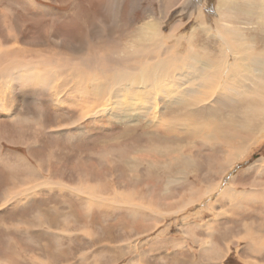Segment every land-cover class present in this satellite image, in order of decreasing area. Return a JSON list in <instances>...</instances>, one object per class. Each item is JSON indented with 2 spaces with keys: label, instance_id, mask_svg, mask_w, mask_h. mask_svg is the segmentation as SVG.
<instances>
[{
  "label": "bare ground",
  "instance_id": "obj_1",
  "mask_svg": "<svg viewBox=\"0 0 264 264\" xmlns=\"http://www.w3.org/2000/svg\"><path fill=\"white\" fill-rule=\"evenodd\" d=\"M240 1L241 3L238 4L241 5H238L234 3V0H225V6L220 5L221 2H219L218 9L221 10V13H218L213 18L217 23L216 33L214 34L219 42V47L216 51L214 49V51H211L210 46L208 44L205 45V43L199 47V45L195 44L191 35H186L188 37L181 36L182 38L179 39L178 43L167 44L166 42L170 41V38L176 39V37L162 34L161 30L165 22L158 17H155L158 21L150 23L151 29L149 31L138 28L134 32L135 34H132V30L135 28L131 29V25L127 26V23L126 26L124 23H118L111 28H106L104 18L107 17V14L105 13H102V16L101 14L99 15L102 19L100 25L98 23L100 28L98 34L92 36L91 30L89 35L83 34L85 40L81 46H83L84 53L80 52L77 54L76 51L69 48L70 45L64 48L66 52H61L55 48H51L49 53L24 49L20 51V48L16 46H7L9 39H0V92L3 87L2 91L3 89L8 91L5 95H8L10 99L14 97L17 101H22L20 100L21 96H24L23 100L25 101L26 97H34L38 94L40 103L51 102L47 106L54 104L70 105L68 100L75 101L74 104H77V106L74 109L78 111V115L74 121L69 122L70 124L78 125L83 123L81 122L82 120H86L99 125L101 120L108 121V118L115 116L123 121L121 122L125 128L123 133L127 137V140L116 148L108 149L100 154L89 155V157L104 160L102 164L96 166L94 171H88L85 167L81 168L82 166L74 167V171L75 168L79 169V172L75 171L76 173H74L77 176V184L71 185L63 178L57 179L55 172L58 171L60 173L61 171L54 166H50L49 172H47L48 177H44L43 180L36 179L34 172L30 173L31 176L23 179V181L18 179V175H11L10 183L8 186L6 185V188H3L2 197L7 202L12 200L20 201L22 198L18 196L21 194L26 195V192L32 190L36 193V190L38 192V190L45 189L44 187H50L58 189L56 192L61 197L58 203L65 202L68 204L70 197L68 198V195H64L65 192L80 196L83 194L86 199H84V196V198L79 196L75 201L79 203L82 210L87 212H84V217L76 215L75 212L62 213L59 211V207L50 205L48 208L45 207V213L38 214L37 224H41L42 221L40 220L42 219L50 231L51 229L61 230L60 232L63 234L69 231L70 222L71 224L74 222V225L77 224V230H82L81 232L86 231L85 226L91 225L94 227L96 233L91 235V237L98 243V246L95 249L93 248L94 264H101L102 261L100 262V260H102L103 256L108 255L107 251L110 249L106 250V247L111 243V239L115 237L109 232L110 227H118L119 234L121 230H127V234L124 232V235L120 234L121 237L117 238L119 240L118 243L124 236L128 237L131 235L133 237V234L138 232L137 241L132 242V240L127 243V245H130L129 243L132 242V245H130L132 251L137 250L136 245L140 243L138 238L141 234H144L142 231H151L155 226H159L157 221H159L160 216L176 214L185 224V229L182 231L187 235H189L187 230L193 232V226L190 224L192 217L201 215L209 209V212L212 211L211 204L204 208V196L198 202L193 200L195 178L191 177V175L195 172L197 160H193L190 154H183L185 146L177 142L174 132L177 133L188 128L187 132L192 129L193 133L191 135L193 136L198 135L197 129H201L204 131L201 133L205 134L204 138L208 141L211 140L216 143L219 142V140H216L217 137L223 138L221 145L225 147L226 159L231 164L228 166L222 160L228 167L223 171L221 166H219L222 173L226 172L221 177V181L218 184H214L211 191L209 190L208 196H213L215 193L218 194L217 191L221 187L224 176L232 168L233 162L231 160L235 156L244 154L247 149L246 142L250 139L255 141L258 138L255 135L258 134L260 136L264 132V47H260L262 49L257 50L258 48L254 47L255 44L253 43L255 40L251 43L249 41L251 38L246 37L247 33L245 34L240 29L229 24L234 17L238 18L240 15L243 17L252 16V18L258 16L260 19L259 24L264 22V0H259L261 6L255 0ZM103 2L100 4L101 8L103 7ZM109 4L110 0H108L106 8L103 10L111 16L109 7H107ZM259 9L260 11L256 15V10ZM0 15L1 20H3L2 24H0L1 28L4 30L12 29L13 26L9 15L2 12ZM235 21H233L234 24ZM242 25L244 24L242 23ZM258 27L260 28L259 25ZM108 29L115 30L111 32ZM134 35L139 36V39H136L138 37H134ZM257 36L261 35L257 34ZM12 40L14 41V38ZM27 92L31 95H24ZM20 94L22 95L20 96ZM149 110H152V116L147 122H144L145 127L143 126V129H132V123H142ZM146 111L147 114L145 113ZM36 114H39L40 119L39 121L34 119L33 123H35L38 130L41 129L44 133V130H46V115L42 112H37ZM212 117H218V119H211ZM205 122H207V125L202 128ZM110 124L108 122V125ZM150 126H152L151 129L149 128ZM209 127L213 128V132L209 130ZM218 133L221 135H218ZM22 134L25 137L28 134L29 139H31L38 136L39 133L36 131H30L29 133L22 131ZM262 135L264 138V134ZM128 136H131L130 140H128ZM23 139L21 138L19 143H22ZM30 143H35V141ZM219 148V145L213 148L214 155L217 152L219 154ZM214 155L213 157L207 156L205 158L207 159L206 161L214 162ZM167 156L172 157L168 165L162 160ZM48 157L50 163L54 165L55 158ZM111 159L118 163L119 171L124 176H113L112 182L109 183L98 181L102 178V174L98 171L101 169L108 170L106 162H110ZM22 161L29 165L32 164L24 158ZM36 163L39 165L41 162L36 161ZM33 166L30 165V167L25 169L29 171L34 168L36 172L41 170ZM256 166L259 167L260 165H255L254 163L249 167V171ZM258 167H256L257 170L259 169ZM261 172L264 175V167ZM59 176L62 177L63 174ZM125 176H134L137 179L126 186L120 184L121 188L119 189L118 180H126ZM32 179L35 184H31L33 183ZM177 180H183V182L177 185ZM263 183H259L258 186L263 185ZM143 185H147L146 191L139 190ZM182 189L186 190V195L175 204L171 200L183 191ZM227 191L231 193L232 188ZM225 193L220 199L225 198ZM246 201L250 202L252 198H248ZM258 202L264 207V194L258 197ZM242 203H244L243 200ZM194 206H199V208L193 213L191 209ZM249 209L246 208L244 210L256 212V209ZM260 209L264 210V208ZM117 211H120L125 216L123 218L121 215L120 219L115 221L114 212ZM53 212H56V214ZM197 218L199 217L197 216ZM187 221L189 222L188 224H186ZM37 224L31 226H39ZM189 227L190 229H188ZM28 228L27 231H29ZM243 228L247 234L246 238L251 244L249 247L246 246L248 253L263 258L264 241L260 239L253 241L252 229H248L249 225H244ZM161 231L163 234L166 231L169 232L168 228L165 227ZM36 235L42 242V236L45 234L39 233ZM61 236L63 237V235ZM68 237L71 238L73 236L70 235ZM55 240L49 237L48 241H44V244L40 243L37 246H33V243H30V245L34 249L39 250L40 253H43V255H47L46 257L50 261L52 259L54 261H66L68 259L67 249L63 250L62 247L60 249L55 246ZM146 241H149V239ZM56 242L58 243L57 240ZM105 242L107 244L104 247L105 249H101L99 243L105 244ZM123 242L125 241L123 240ZM256 242L260 244L259 247H256ZM165 243L166 241L163 242V246ZM199 244L200 250L204 253H207L213 245V243L205 241H200ZM121 245L111 249L113 250L111 253L114 255L109 253L113 260L112 262L119 259L120 252L123 250ZM127 249L129 250V248ZM10 251L16 254L21 253V258L19 259L27 260L28 264H43L44 262L43 259H39L37 256L25 254L26 250L23 245L8 248L7 252ZM146 251L140 252L139 256L135 254L137 257L132 256L126 264H134L133 262L140 259L145 264L144 259L148 255ZM117 253L120 255L118 256ZM86 255L84 253L81 254L77 260L81 264H86L88 262ZM205 258L207 259V257ZM154 259H159L160 262L158 263H163L162 260L164 258L157 256ZM182 259L180 258L179 260ZM50 261H46V264H53ZM189 263L192 264L193 262L184 261L182 264ZM198 263L205 264L203 259L193 264ZM61 264L68 263L63 262ZM148 264L151 263L149 262Z\"/></svg>",
  "mask_w": 264,
  "mask_h": 264
},
{
  "label": "rangeland",
  "instance_id": "obj_2",
  "mask_svg": "<svg viewBox=\"0 0 264 264\" xmlns=\"http://www.w3.org/2000/svg\"><path fill=\"white\" fill-rule=\"evenodd\" d=\"M0 1H2L0 3V13H7L10 17L11 25L13 26L10 30H4L0 26V39H9L7 43L8 47L16 46L20 48V51L24 49L49 53L51 52V48L66 52L64 48L70 45L69 48L76 51L77 54L80 52L84 53L83 46H81L85 40L83 34L89 35L91 30V35L95 36L100 32L99 25L102 19V13L107 14L108 17L104 18L106 28H111L118 23H124L126 26L127 23V26L131 25V29L135 28L132 30V34H135L134 32L138 28H140V30L149 31V29H151L150 23L158 21L155 19V17H158L165 22L161 30L162 34H165V36L174 35L176 37V39L170 38L171 40H168L166 42L167 44L178 43L179 39L182 38L181 36L191 35L195 44L199 45V47L205 43V45L208 44V46H210L212 49L211 51H216L219 47V42L214 34L216 33L217 23L213 18L216 17L218 13H221V10L218 9L219 2H221L220 5H224L225 3V0H110V4L107 7H109L110 11H108L112 16L111 18V16L103 10L106 8L108 0H15L10 3V6H3L6 0ZM255 1H258L261 6L259 0ZM102 2L103 7L101 8L100 4H102ZM234 3L238 4L241 3V1L234 0ZM20 4H22L21 9L17 10ZM163 6L167 9L165 10ZM259 11L260 9L256 10V15ZM100 14L101 16L99 17ZM201 16L202 18H200ZM241 16L242 15L238 18H233V21L236 20L235 24L233 21V23L230 22L229 24L240 29L245 34L247 33L248 36L246 34V37L251 38V40H249L251 43L255 40L253 43L255 44L254 47L258 48L257 50L262 49L264 47V22L259 24L260 19L258 16L256 18H252V16ZM0 22V24L3 22V20H1V15ZM242 23L244 25H242ZM108 30L112 32L115 29ZM256 33L262 37L257 36ZM134 37H138L136 39H139L137 35H134ZM12 38H14V41ZM184 45H186V43H184ZM2 88L0 92V264H28L27 260L24 261L19 259L21 258V253L16 254L12 251L7 252L8 248H13L16 245H23L26 250L25 254L37 256L39 259L44 260L43 264H46V261H50L48 257H46L47 255H43L39 250L31 247L30 243H33V246H37L40 243L44 244L48 241L49 237L56 239L58 243L55 240V246H58L60 249L62 247L63 250L67 249L66 252L68 254V259L66 261H54L52 259L50 262H53V264H61L63 262H67L68 264H81L77 259L78 256L83 253L87 254L86 259L88 262H86V264H94L93 248L95 249V247L98 246L96 240L91 237V235H95L96 233L94 227L91 225L85 226L86 231L81 232L82 230H77V224L74 225V222L72 224L70 222L69 231L63 234L60 232L61 230L57 231L56 229H51L50 231L47 225L43 223L42 219L40 220L42 223L37 224L38 214L45 213V207L48 208L50 205L59 207V211L62 213L75 212L76 215L84 217V212H87L82 210L79 203L75 201L80 195H72L65 192L64 195H68V198L70 197L68 204L65 202L60 204L58 201H60L61 197L58 195L59 193L56 192L58 189L44 187L45 189L38 190V192L36 190V193L32 190L26 192V195H19L18 197L22 198L20 201L12 200L7 202L6 199L2 197L3 188L8 186L10 179H12L10 176L13 174L18 175V179H22L23 181V179L31 176L30 173L34 172L36 179L43 180L44 177H48L47 172H49L50 166H54L61 171L60 173L58 171L55 172L57 179L63 178V180L71 185L77 184V176L74 173L79 172V169L75 168V172L73 170L74 167L82 166L81 168L85 167L88 171H94L96 166L102 164L104 160L89 157L90 154L106 152L108 149L116 148L118 145H121L123 141L127 140V137L123 133L125 129L123 127L124 124L121 123L123 121L115 116H111L112 119L111 117L108 118V121H104L103 119L100 121L99 125L86 120H82L81 122L83 123H79L78 125L70 124L69 122L74 121L75 117L78 115V111L74 109L77 106V104H74L75 101L68 100V104L70 105L54 104L47 106V104H51L50 101L43 102L42 104L40 103V96L38 94H32L35 95L33 97L30 96L31 94L29 92L24 94L30 96L26 97L27 101L26 99L25 101L23 100L24 96H21L22 94H20V100L22 101H17L14 97L10 99L8 95L6 96L5 93L8 91L4 89L2 91ZM37 112H42L46 115V130H44V133L41 129L38 130L35 123H33L34 119L35 121H39L40 119L39 114H36ZM148 112L147 116V111L145 112L146 117L142 123H132V129H143V126L145 127L144 122H147L152 116V110ZM132 115L134 116L135 114ZM133 116H131V118H133ZM66 117L68 118L66 119ZM205 117L207 116L205 115ZM211 119H218V117H212ZM108 122L111 124L108 125ZM101 125L104 126L102 127ZM206 125L207 122L202 125V128ZM149 128L151 129L152 126ZM187 130L188 128L178 131L177 133L174 132V134L177 142L185 146V152L183 154H190L193 160H197L196 168L199 169V171L195 168V172L191 175V177L195 178L193 185L195 189L193 190L192 198L198 202L201 200L200 198L204 196V208L211 204L212 211L209 212V209L201 215H194L195 217H192L190 224L193 226L194 231L189 232L187 230L189 235L182 231L185 229V224L176 214L163 217L160 216L159 221H157L159 226H155L151 231H142L144 234H141L138 238L140 243L136 245L137 250L133 251L130 245H132V242L137 241L138 232L133 234L135 237L131 235L128 237L124 236L118 243V239L121 235H124V232L127 234V230H121L120 235L117 229L118 227H110L109 232L115 237L111 239V243L108 244L109 247L107 246L108 248L105 246L107 245L106 242L105 244L99 243L101 249L104 247H106V250L110 249L107 251L108 255L103 256L102 260H100V262L102 261L101 264H126L130 261L132 256L140 255L142 251L145 252L146 250L148 255L144 259L145 264L149 262L151 264H182L184 261L195 263L200 259H203L205 264H264V257L251 255L246 250L251 244L246 238L247 234L243 228L244 225H249L248 229H252L253 241H256V239L264 241V210L260 209L264 207L258 202V197L264 194V175L261 174V170L264 167L262 166L264 165V138L262 135L264 132L260 134V136L258 134L255 135L258 136L255 141L250 139L246 142L247 149L244 154L235 156L231 160L233 162L231 165L232 168L228 170L229 173L227 172L228 174L223 178V185L219 188V191H217L218 194L215 193L216 195L208 196L214 184H218L221 181V177L226 172L222 173L221 170L224 171L231 163L226 159L225 147L221 145L223 142L222 137V140L220 137H217L216 140H219V142L215 143L211 140H206L204 138L205 134L201 133L204 131L201 129H197L198 135L193 136L191 135V133H193L192 129L188 132ZM209 130L213 132V128L209 127ZM22 131H26L27 133L36 131L39 134L35 138L29 139L28 134L25 137ZM218 135L221 134L218 133ZM21 138H24L23 142L19 143ZM104 139H107L108 142L103 143ZM130 139L131 136H128V140ZM100 140H102V142ZM31 141H35V143L31 144ZM95 141H99L97 143L98 145L94 143ZM88 142L91 143L89 144ZM86 143L88 144L85 145ZM217 145L220 146V155L218 152L216 153L219 158L216 154H213V148ZM223 147L224 149H222ZM213 155L215 157L214 162L210 163L206 161L207 159L205 158L207 156L213 157ZM48 156L55 158L54 165L50 163ZM23 158L32 163L30 165H34L33 167L41 169L42 172L41 170L36 172L34 168L29 171L26 170L25 168L30 167V165L23 162ZM171 159V156H167L162 160L168 165ZM222 160L225 161L228 166ZM36 161L41 163L37 165L38 163H36ZM254 163L255 165H260L259 167L256 166L259 169L257 170L255 167L249 171V167ZM106 165L108 166V170L101 169L98 171L102 174V178L98 181L109 183L112 182L113 176H124L119 171L117 162L111 159L110 162H106ZM219 166H221V170ZM62 172H66V174ZM62 174L63 176L60 177L59 175ZM125 177L126 180L124 181L118 180L119 189L121 185L126 186L137 179L134 176ZM34 182L33 180V183H30L35 184ZM182 182L183 180H177L176 184L178 185ZM259 183H263V185L258 186ZM146 186L147 185H143L139 190L146 191ZM229 188H232L231 193L227 191ZM224 193L225 198L220 199ZM185 195L186 190H183L173 197L171 201L177 204ZM83 196L84 195L81 194L80 197L84 198L85 196ZM248 198H252V201H246ZM84 199H86V197ZM241 199L244 203H242ZM198 208L199 206H194L191 212H196ZM246 208L256 209V212L245 211ZM53 213L56 214V212ZM114 213V218H116L115 221H117L120 219L122 213L120 211ZM122 216L124 218L125 215ZM197 216L199 218H197ZM188 221L186 224L189 223ZM123 222L125 223L124 219ZM34 224L39 226H31ZM164 227L168 228L169 232L166 231V233L163 234L161 230L164 229ZM27 228L29 231H27ZM188 229H190V227ZM35 233L45 234L42 236V242ZM61 235H63V237ZM70 235L73 237L69 238L68 236ZM102 236H104V234H102ZM147 237L153 238L150 239ZM147 239H149V241H146ZM123 240L125 242H123ZM129 241L132 242L129 243L130 245H127ZM164 241H166V243L163 246ZM200 241L213 243L212 248L208 250L207 253H204L200 250V246H198L200 245ZM119 245L123 247V250L120 252L121 255L119 254V256L117 253L119 259L112 262L109 253L113 251L111 249L119 247ZM255 245L256 247L260 246L257 242ZM127 248H129V250ZM111 254L113 255V253ZM157 256L164 258L162 260L163 263H158L160 262V258L154 259ZM205 257H207V259ZM180 258L183 259L179 260ZM133 263L143 264L141 259Z\"/></svg>",
  "mask_w": 264,
  "mask_h": 264
},
{
  "label": "crops",
  "instance_id": "obj_3",
  "mask_svg": "<svg viewBox=\"0 0 264 264\" xmlns=\"http://www.w3.org/2000/svg\"><path fill=\"white\" fill-rule=\"evenodd\" d=\"M12 1H15V0H6V3H5L3 6H10V5H11L10 3H11ZM1 2H2V1H0V3H1ZM21 5H22V4H20L19 9H17V10H20V9H21ZM3 6H2V7H3ZM2 7H1V8H2ZM100 141L102 142V140H100ZM98 142H99V141H97V142L95 141L94 143H95L96 145H98V144H97ZM105 142H108V140H107V139H104L103 143H105ZM88 143L90 144L91 142H88ZM88 143H86L85 145H87ZM85 145H84V146H85ZM228 173H229V172H228ZM228 173H226V175H227ZM226 175H225V176H226ZM225 176H224V177H225ZM222 185H223V181H222L221 187H222ZM221 187H220V188H221ZM193 208H194V207H193ZM112 261H113V260H112Z\"/></svg>",
  "mask_w": 264,
  "mask_h": 264
}]
</instances>
